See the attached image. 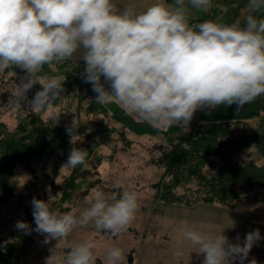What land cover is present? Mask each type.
Segmentation results:
<instances>
[{
    "label": "clouds",
    "instance_id": "1",
    "mask_svg": "<svg viewBox=\"0 0 264 264\" xmlns=\"http://www.w3.org/2000/svg\"><path fill=\"white\" fill-rule=\"evenodd\" d=\"M211 7L212 0H156L137 13L132 6L118 10L113 0H0V72L18 67L26 73L9 105L52 111L65 92V77L44 68L64 63L82 48L81 77L92 85L95 102L116 103L158 129L188 126L198 110L235 105L238 111L264 95V18L256 15H264V0H248L252 14L243 25L240 19L190 25V9L207 13ZM37 84L41 90L29 99ZM79 127L77 116L65 126L72 147L62 168L86 162L88 150L75 146ZM51 199H32L35 229L23 221L15 228L44 235V243L60 242L89 224L116 236L127 230L138 209V194L129 190L96 189L78 215L51 209ZM223 233L188 229L183 236L203 255L202 264H244L261 239L259 229L243 241L237 235L235 243ZM95 247L92 240L74 244L62 264H96ZM122 258L119 248L107 252V264Z\"/></svg>",
    "mask_w": 264,
    "mask_h": 264
},
{
    "label": "trees",
    "instance_id": "2",
    "mask_svg": "<svg viewBox=\"0 0 264 264\" xmlns=\"http://www.w3.org/2000/svg\"><path fill=\"white\" fill-rule=\"evenodd\" d=\"M233 13L223 24L240 19L243 25L247 15L252 14L248 0H212V7L198 19H189L190 25L212 20L218 23L224 10ZM259 18L264 15L256 14ZM63 70L65 92L53 109L56 116L44 117V112L28 108L14 110V126L10 128L0 121V264H17L30 253L39 233L26 234L13 224L17 218L35 229L31 201L33 198L49 201V206L58 212H68L75 192L90 182L85 175L86 165L103 144L113 141L116 134L125 139L127 134L138 136L162 135L168 147L163 152V173L157 185L159 200L187 207L202 203L234 209L237 202L264 203V95L246 104L240 110L236 106H221L214 110L203 109L198 123L190 135L181 139L180 126L158 129L127 115L116 103L101 105L95 102L92 85L81 77L85 63L82 59H68L55 64ZM8 70L0 72L8 74ZM0 77V87L4 86ZM103 82V78H102ZM107 87V85H106ZM0 88V106H9L11 95ZM41 86L28 92L31 99ZM12 97V96H11ZM73 116L79 118L80 135L76 147L88 150L85 164L71 168L64 184L55 183L61 166L66 162L72 147L65 126ZM102 117L95 120L94 117ZM58 122L56 125L53 122ZM116 123L119 128L107 126ZM254 121V126L248 122ZM236 129L237 132H234ZM254 148L260 163L249 161L238 165L223 161L228 151ZM48 162L52 163L49 178L43 181L37 176ZM27 177L24 191H16L21 176ZM50 182L49 196L37 193V188ZM17 221V222H18ZM13 225V226H12ZM8 231V232H7ZM5 232H7L5 234Z\"/></svg>",
    "mask_w": 264,
    "mask_h": 264
},
{
    "label": "rangeland",
    "instance_id": "3",
    "mask_svg": "<svg viewBox=\"0 0 264 264\" xmlns=\"http://www.w3.org/2000/svg\"><path fill=\"white\" fill-rule=\"evenodd\" d=\"M156 0H113L118 10L132 6L137 13L144 11ZM171 3L172 0H167ZM233 9L224 10L219 17L218 23H223L232 16ZM202 15L195 9H190L189 19H198ZM83 57V49L70 58L72 62H78ZM8 74L2 75L5 83L1 91L14 96L16 84L26 75L25 71L18 67H11ZM44 71L49 75H62L63 70H58L56 65H46ZM39 85V84H37ZM35 85V86H37ZM34 86V87H35ZM10 96V97H11ZM10 99V98H9ZM9 104V101H8ZM202 110H198L190 124L180 129L181 139L192 133L198 123V117ZM58 112L53 109L47 111L44 117L56 116ZM102 117H94L101 120ZM0 121L5 122L10 128L14 126V109L9 106H0ZM107 126H119L111 121ZM254 126V121L248 122ZM234 132H237L236 129ZM113 141L103 144L96 155L86 165L88 186L83 185L81 190L75 192L70 204V211L78 215L80 211L89 206L96 189L106 193L129 190L138 194V209L135 218L127 230L120 235L113 236L109 233L96 231L92 224L86 227H78L67 239L50 240L44 243L45 236L37 235L29 255L17 264H62L66 259L71 247L79 242L92 240L96 247L93 249L96 264H107V252L111 248H119L123 252V258L119 264H202L203 255L199 254L198 248L191 245L183 236L188 229L198 230L213 235H226L233 243L239 235L241 241L246 234L259 229L261 239L253 246L249 253V264L255 258L257 264H264V203L252 201L237 202L234 209H227L218 205L196 204L190 207L181 204L162 202L157 197V185L163 173V152L168 147L162 135L138 136L127 134L125 139L116 134ZM223 161L234 162L243 165L249 161L260 163L257 151L254 148H245L228 151L223 155ZM52 163L37 173L43 181L44 176L49 178ZM71 168H62L55 183L63 185L64 180L70 175ZM27 177L21 176L16 186V191H24ZM50 182L46 187L37 188V193L49 196ZM122 186V187H121ZM19 218L13 224H16ZM13 226V225H12ZM8 232V231H7ZM5 232V234L7 233ZM2 242H0L1 246ZM235 264H239L236 261Z\"/></svg>",
    "mask_w": 264,
    "mask_h": 264
}]
</instances>
